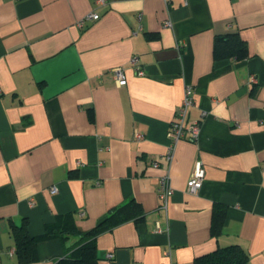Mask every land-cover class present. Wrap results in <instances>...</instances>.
I'll return each mask as SVG.
<instances>
[{
    "label": "crops",
    "instance_id": "1",
    "mask_svg": "<svg viewBox=\"0 0 264 264\" xmlns=\"http://www.w3.org/2000/svg\"><path fill=\"white\" fill-rule=\"evenodd\" d=\"M230 32L247 54L215 58ZM187 85L200 129L172 143ZM131 199L142 217L97 237L98 264H195L231 244L264 264V0H0V264H18L13 224L40 236L72 213L89 230ZM215 203L227 207L216 236ZM75 240L40 239L24 264H53Z\"/></svg>",
    "mask_w": 264,
    "mask_h": 264
},
{
    "label": "trees",
    "instance_id": "2",
    "mask_svg": "<svg viewBox=\"0 0 264 264\" xmlns=\"http://www.w3.org/2000/svg\"><path fill=\"white\" fill-rule=\"evenodd\" d=\"M214 57L224 58L236 56L242 58L247 54L246 44L237 32L216 35L213 46ZM226 206L215 203L212 211L211 233L218 235L222 231ZM143 215L141 204L131 199L101 217L89 230H80L72 213L57 216L53 223L45 226L40 236H31L27 228V220L21 224L12 225V235L15 240L17 263L24 264L36 258L37 242L43 238L69 236L76 238L73 245L67 248L65 255L53 264H98L97 237L116 225L130 219L139 220ZM195 264H250L248 253L238 244H231L202 254L195 259Z\"/></svg>",
    "mask_w": 264,
    "mask_h": 264
},
{
    "label": "built area",
    "instance_id": "3",
    "mask_svg": "<svg viewBox=\"0 0 264 264\" xmlns=\"http://www.w3.org/2000/svg\"><path fill=\"white\" fill-rule=\"evenodd\" d=\"M104 0H94L95 4H102ZM99 18V14L91 11L87 13L82 19H80L77 24L82 26L86 21H93ZM165 25H170V22L167 21ZM137 57L133 56L130 58V63L134 68V71L137 75H143V70L137 65ZM113 78L117 85H123L126 81V77L124 71L121 67H115L111 69ZM193 104V96H192V87L187 85L184 90V95L179 107L176 110L175 118L171 121L170 124V138L172 143H176L181 138H187L191 141L195 140L199 129L200 122L198 120H191L187 122V112L188 108ZM139 133H136V137H140ZM168 158L171 157L170 153L167 154ZM155 164V163H154ZM204 169L199 161H197L194 165V169L190 176L187 179L186 186L187 190L190 192L197 191L204 180ZM52 191L55 190V187L51 188ZM159 195L164 200V207L167 205L168 198L173 193V187L169 184L166 178L161 179L159 188ZM79 215H83L84 211H78ZM158 230L162 231V228L157 224Z\"/></svg>",
    "mask_w": 264,
    "mask_h": 264
}]
</instances>
